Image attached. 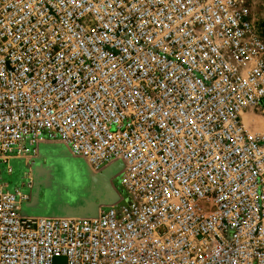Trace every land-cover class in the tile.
Masks as SVG:
<instances>
[{
    "label": "built area",
    "instance_id": "2783aa9c",
    "mask_svg": "<svg viewBox=\"0 0 264 264\" xmlns=\"http://www.w3.org/2000/svg\"><path fill=\"white\" fill-rule=\"evenodd\" d=\"M264 35L251 0H0V264H264ZM60 141L120 201L32 214Z\"/></svg>",
    "mask_w": 264,
    "mask_h": 264
},
{
    "label": "rangeland",
    "instance_id": "374dc122",
    "mask_svg": "<svg viewBox=\"0 0 264 264\" xmlns=\"http://www.w3.org/2000/svg\"><path fill=\"white\" fill-rule=\"evenodd\" d=\"M251 3L264 35V0ZM263 125L264 120L258 118L250 126L261 129ZM15 164L18 177L29 173L34 180L32 205L28 209L31 213L88 216L120 201V162L95 171L83 158L72 155L62 142L49 141L41 144L37 155L18 158ZM46 174L51 179L46 181Z\"/></svg>",
    "mask_w": 264,
    "mask_h": 264
},
{
    "label": "water",
    "instance_id": "95a60500",
    "mask_svg": "<svg viewBox=\"0 0 264 264\" xmlns=\"http://www.w3.org/2000/svg\"><path fill=\"white\" fill-rule=\"evenodd\" d=\"M32 205V200H31V202L26 206L27 207V210L29 209V207ZM28 211H30V210H28ZM95 214V213H94ZM92 215V214H91ZM67 216H74V215H67ZM88 216H90V215H88ZM80 217H85V216H80Z\"/></svg>",
    "mask_w": 264,
    "mask_h": 264
},
{
    "label": "flooded vegetation",
    "instance_id": "af4514ba",
    "mask_svg": "<svg viewBox=\"0 0 264 264\" xmlns=\"http://www.w3.org/2000/svg\"><path fill=\"white\" fill-rule=\"evenodd\" d=\"M44 177L46 178V181L49 180V179H51V176H49V175H48V176L45 175ZM49 177H50V178H49ZM50 181H51V180H50Z\"/></svg>",
    "mask_w": 264,
    "mask_h": 264
},
{
    "label": "crops",
    "instance_id": "0c3cea01",
    "mask_svg": "<svg viewBox=\"0 0 264 264\" xmlns=\"http://www.w3.org/2000/svg\"><path fill=\"white\" fill-rule=\"evenodd\" d=\"M47 175V174H46ZM48 176V175H47ZM32 214H34V213H32Z\"/></svg>",
    "mask_w": 264,
    "mask_h": 264
},
{
    "label": "bare ground",
    "instance_id": "6f19581e",
    "mask_svg": "<svg viewBox=\"0 0 264 264\" xmlns=\"http://www.w3.org/2000/svg\"><path fill=\"white\" fill-rule=\"evenodd\" d=\"M104 168V167H103ZM102 169V168H101Z\"/></svg>",
    "mask_w": 264,
    "mask_h": 264
}]
</instances>
